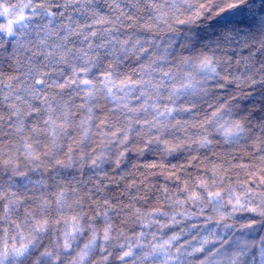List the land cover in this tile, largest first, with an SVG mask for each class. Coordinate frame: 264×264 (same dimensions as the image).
<instances>
[{
	"label": "snow or ice",
	"instance_id": "6c2138e0",
	"mask_svg": "<svg viewBox=\"0 0 264 264\" xmlns=\"http://www.w3.org/2000/svg\"><path fill=\"white\" fill-rule=\"evenodd\" d=\"M194 7L196 18L219 9V33L185 56L196 38L179 36L173 24L189 22L182 16ZM0 19V264H193L196 253L204 254L199 264H264V190H257L264 189V123L255 129L259 164L235 165L250 177L235 184L230 169L213 165L211 179L164 187L148 207L135 181L116 192L105 170L119 169L132 150L163 160L253 132L219 93L241 79L233 63L264 83V61L254 62L264 55V0H0ZM229 48L249 56L232 61ZM177 170L172 165L166 178L180 180ZM188 204L201 215L211 206L223 219L231 205L229 217L248 211L262 219L238 229L252 239L211 229L198 247L178 243L187 230L163 239L171 225L161 220L191 219L187 209L176 211Z\"/></svg>",
	"mask_w": 264,
	"mask_h": 264
},
{
	"label": "trees",
	"instance_id": "16d2710c",
	"mask_svg": "<svg viewBox=\"0 0 264 264\" xmlns=\"http://www.w3.org/2000/svg\"><path fill=\"white\" fill-rule=\"evenodd\" d=\"M29 2L35 4L38 0H11V4L15 5L27 4ZM190 2L195 5L199 0H190ZM2 6L9 7L10 5L5 3ZM101 8L107 11V9L103 8L102 3ZM195 11V7L191 10L184 11L182 18L189 22L184 24H173L179 36H191L196 38V47L194 50L191 52L182 51V54L185 56L198 54L203 45L215 39L219 33V26L216 25L214 20L215 14L219 9L214 8L211 16L204 13L198 18L194 16ZM24 14L30 15V10L25 9ZM2 27H4V21L0 19V28ZM204 50L206 51L207 49ZM178 51L180 50L178 49ZM217 55L224 56L225 52L218 50ZM226 55L231 57L232 61H235L240 57H248L249 50L245 48L242 50L237 49L233 52L229 48L226 51ZM261 61H264V55L257 53L254 57V62L258 66V63ZM231 71L233 76H240L241 79L239 81H234L225 90L219 93L220 102L228 101L231 103L235 118H247V121L253 129V132L250 133L248 137L237 144L224 145L214 143L211 151L209 149L184 151L174 156H166L163 160L161 156L155 152H146L143 156H139L135 150H132L127 154L125 162L119 169H116L114 165L105 166L108 175L115 181V183L111 185V188L116 192H120L123 190L124 186H129L135 181V183L139 185L142 193L148 197V207H151L156 203L154 198L161 195V190L164 187L172 191L176 189L177 185L181 184L182 180L193 179L204 175H207L208 178L211 179L210 170L213 165L218 166L221 171L230 169L227 174L232 176L231 182L233 184H235L237 179L240 181L250 179V177H247L244 169L234 166L237 164H246L255 167L259 164V154H254V152L255 148L260 146L257 137H260L261 133L255 131V129L258 124L264 123V83L260 82V73L255 72V70L245 74L243 67L237 68L233 63ZM248 77H251V80L255 81V83L251 82ZM233 97H235V99H233ZM216 139L219 140L220 138L216 137ZM137 146L138 145H130L133 149ZM193 148H195V145H193ZM213 153H215V155H213ZM193 157H196V159L193 160ZM189 161H191V163H189ZM149 163H162L165 167L163 169H147L143 167L144 164ZM134 165H140L141 167L137 168L134 167ZM172 165L178 166L177 175L180 177V180L166 178L171 171ZM179 166H184L183 170H179ZM84 171L91 176V173L88 172L87 169H84ZM72 175L77 176L78 179L83 178L80 177L77 172H73ZM69 180H71V176H69ZM141 181H143V183H141ZM73 183H75V181H73ZM90 186L91 185H89V187ZM257 190L262 191L264 189ZM131 191L134 193L135 189ZM180 198L183 199V196ZM125 203H127V200H125ZM143 205L144 201L142 200L137 204V207ZM253 206H255V204H253ZM185 209H187V212L194 213L195 215L191 219H184L177 216L176 219L181 221L179 224H171L167 218L161 220L162 223H170L171 225L162 230L163 239H167L173 234L181 233L182 230H187L183 232L178 243L191 241L192 246L198 247L200 241L205 236H209L210 229L214 231L216 236H226L229 240L233 238L231 235L233 231H236L237 236L246 235V238L252 239V236L247 234V230L242 232L238 231V229H240L242 225L250 223L253 219L257 221L262 219L256 213L248 211H238L229 217L227 213L231 211V205L223 210L225 212V217L223 219L212 210L211 206L205 207L202 215L200 214L199 208L191 204L185 205V208H177L176 211L184 212ZM209 217H211L210 221L208 219ZM225 224H230L232 227L225 229ZM145 231H155V228H149ZM158 235L160 234L158 233ZM255 235L260 236L262 233L257 231ZM147 239H151V237L149 236ZM210 239H214V237L210 236ZM143 242L146 244L147 240ZM208 247H213V245L209 244L205 246L206 249ZM203 256V253L194 254L191 257L193 264H199V260L202 259ZM145 264H147V262H145Z\"/></svg>",
	"mask_w": 264,
	"mask_h": 264
},
{
	"label": "rangeland",
	"instance_id": "374dc122",
	"mask_svg": "<svg viewBox=\"0 0 264 264\" xmlns=\"http://www.w3.org/2000/svg\"><path fill=\"white\" fill-rule=\"evenodd\" d=\"M9 19H11V17H9Z\"/></svg>",
	"mask_w": 264,
	"mask_h": 264
}]
</instances>
